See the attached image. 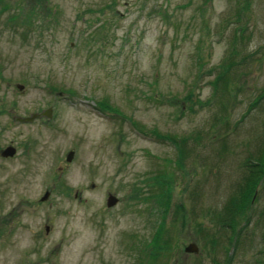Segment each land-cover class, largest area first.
<instances>
[{
  "label": "rangeland",
  "instance_id": "374dc122",
  "mask_svg": "<svg viewBox=\"0 0 264 264\" xmlns=\"http://www.w3.org/2000/svg\"><path fill=\"white\" fill-rule=\"evenodd\" d=\"M46 7L26 36L0 16V149H18L0 155V264H261L264 174L229 201L264 138V0ZM224 68L226 95L212 83ZM160 170L173 179L164 214L149 197ZM233 208L241 224L220 227Z\"/></svg>",
  "mask_w": 264,
  "mask_h": 264
},
{
  "label": "trees",
  "instance_id": "16d2710c",
  "mask_svg": "<svg viewBox=\"0 0 264 264\" xmlns=\"http://www.w3.org/2000/svg\"><path fill=\"white\" fill-rule=\"evenodd\" d=\"M28 4L24 3V0H21V2L14 3V1L12 0H0V16L5 13V12H9V16L7 17L8 21H11L10 23L14 25H18V26H23V27H27L26 31H25V36L27 35L28 32L33 31L32 28L33 27V21L35 19H39L41 12H47V7H46V2L47 0H28ZM231 64V63H229ZM226 67H228L226 65ZM226 68H224L222 70L221 74H218L215 79L212 81L216 91L220 90L224 95H226L225 93L228 92L229 89V84H230V80L229 78L226 77L225 74ZM263 93H264V88H263ZM229 94V93H228ZM103 108L104 109H108L109 111H114V112H118V110H116L115 107L110 106L108 104L105 103V105L103 104ZM264 124V121H263ZM153 134L155 136H157L158 138L162 139H171L172 141L175 142V144H178V142L180 141L176 136L171 135V134H166V133H161L158 132L156 130H152ZM263 133H264V129H263ZM182 142L184 140H181ZM180 150V147L178 148ZM183 160V158H181V155H178V158L175 159V163L176 165H179L181 163V161ZM255 164H245L247 166H249L251 169V172L249 174V178L246 181V184L244 185H238L239 186V193L233 194V196L231 197V200H240L241 197V192L243 191L244 193H242V196L244 195V197H250V194L252 193V191H254V189L256 188L257 185V181L260 175L264 174V138L261 142V147L260 149H258L257 151V157L255 158ZM255 167V168H253ZM171 172H167L166 170H160L158 171L154 176V188L155 190L149 195V197H152L155 202L157 203L158 206V210L161 211L163 214L164 212H168L171 208V187L170 184L172 183V178H171ZM252 181V183H251ZM251 183V185H250ZM150 184V183H149ZM246 185V186H245ZM241 189V190H240ZM139 191L140 189L137 187L136 192H135V196H133L134 198H140L141 196L139 195ZM148 196H143L142 198L145 199ZM236 203H239V201H234ZM250 204V200H246L245 205ZM235 205V204H234ZM175 210L177 209V206L175 208ZM225 215L220 216V218H217L219 225H222V227H225L223 224L226 221H229L231 216V210H225ZM162 220L164 221V219L161 218V222H159L158 224V228L154 234V239L153 241H149L147 242L146 245H148V250L151 253V257L153 258V260H156V257L158 255H160L161 251L159 249H161L163 247V230H164V223L162 222ZM235 228V227H233ZM264 264V261L263 263Z\"/></svg>",
  "mask_w": 264,
  "mask_h": 264
},
{
  "label": "water",
  "instance_id": "95a60500",
  "mask_svg": "<svg viewBox=\"0 0 264 264\" xmlns=\"http://www.w3.org/2000/svg\"><path fill=\"white\" fill-rule=\"evenodd\" d=\"M17 86L21 89L23 86L20 84H17ZM45 115L50 116L51 115V108H49L45 113ZM38 114H33L31 117H26V118H19L22 121H31L33 120ZM16 152V148L13 145H9L7 147H5L4 149L1 150V155L3 157H8V156H13ZM74 155V151L70 150L66 156V159L68 161H70L73 158ZM50 192L49 190H47L44 195L42 196L41 200H46L49 196ZM118 202V198L117 196H115L114 194H109L108 198L106 200V204L107 207H112L114 205H116ZM49 227L46 226V230H48ZM185 250L187 252H198L199 248L197 246V244L195 242H191L189 243L186 247Z\"/></svg>",
  "mask_w": 264,
  "mask_h": 264
},
{
  "label": "flooded vegetation",
  "instance_id": "af4514ba",
  "mask_svg": "<svg viewBox=\"0 0 264 264\" xmlns=\"http://www.w3.org/2000/svg\"><path fill=\"white\" fill-rule=\"evenodd\" d=\"M16 146V145H15ZM17 146H16V154H17ZM15 154V155H16ZM7 158H10V157H7ZM235 201H240V200H235ZM229 202H231V201H229ZM230 205H232L231 203H229ZM230 216H231V218H230V220L229 221H226V222H224V226H225V228H229V227H235V226H237L238 227V224H241V222H239V220H241V218H242V213H240V212H237V211H235L234 210V208L231 210V213H230ZM220 227L222 226V225H219ZM234 230V229H233ZM231 234V233H230ZM237 234L238 233H235L234 234V237L235 238H237ZM262 242H263V244H264V238H263V240H262ZM259 255H261L262 256V261H261V264L263 263V261H264V249H261L260 250V254H258V256ZM260 256V257H261Z\"/></svg>",
  "mask_w": 264,
  "mask_h": 264
}]
</instances>
